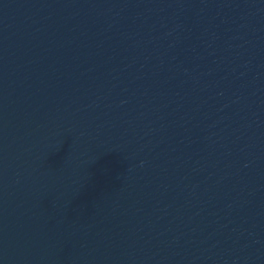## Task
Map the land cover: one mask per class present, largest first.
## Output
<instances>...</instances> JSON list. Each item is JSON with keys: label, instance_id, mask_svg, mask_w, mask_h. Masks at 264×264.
Instances as JSON below:
<instances>
[{"label": "water", "instance_id": "1", "mask_svg": "<svg viewBox=\"0 0 264 264\" xmlns=\"http://www.w3.org/2000/svg\"><path fill=\"white\" fill-rule=\"evenodd\" d=\"M0 264H264V0H0Z\"/></svg>", "mask_w": 264, "mask_h": 264}]
</instances>
